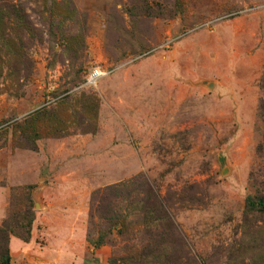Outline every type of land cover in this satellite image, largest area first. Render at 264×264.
Wrapping results in <instances>:
<instances>
[{
    "label": "rangeland",
    "instance_id": "374dc122",
    "mask_svg": "<svg viewBox=\"0 0 264 264\" xmlns=\"http://www.w3.org/2000/svg\"><path fill=\"white\" fill-rule=\"evenodd\" d=\"M261 107L264 0H0L10 264H264Z\"/></svg>",
    "mask_w": 264,
    "mask_h": 264
},
{
    "label": "trees",
    "instance_id": "16d2710c",
    "mask_svg": "<svg viewBox=\"0 0 264 264\" xmlns=\"http://www.w3.org/2000/svg\"><path fill=\"white\" fill-rule=\"evenodd\" d=\"M261 110H263V107H261ZM30 188V187H27ZM28 201V199H27ZM245 207L248 211L253 212H261L264 213V196H255V195H248L246 197V201H245ZM27 210V214L31 215L29 220L27 222H25L24 226L22 225L23 230V234L19 233L18 236L19 238H21L22 240H26L28 237V230H26V228L24 227H29L31 224V220H32V214L30 213V209L26 208ZM104 215H109V214H104ZM115 215V214H114ZM105 217V216H104ZM17 224V223H16ZM26 225V226H25ZM9 230L7 229L6 225H3L0 228V264H10V252H9V248H8V232ZM86 241H88V243L93 247H99L102 242H103V237L102 234H98V236L94 239H89L86 238ZM195 264H199L198 262H196Z\"/></svg>",
    "mask_w": 264,
    "mask_h": 264
},
{
    "label": "built area",
    "instance_id": "2783aa9c",
    "mask_svg": "<svg viewBox=\"0 0 264 264\" xmlns=\"http://www.w3.org/2000/svg\"><path fill=\"white\" fill-rule=\"evenodd\" d=\"M105 70L100 68L99 66H95L91 68L87 74L85 75L86 83L88 85L94 84L99 78H101L105 74Z\"/></svg>",
    "mask_w": 264,
    "mask_h": 264
},
{
    "label": "crops",
    "instance_id": "0c3cea01",
    "mask_svg": "<svg viewBox=\"0 0 264 264\" xmlns=\"http://www.w3.org/2000/svg\"><path fill=\"white\" fill-rule=\"evenodd\" d=\"M16 264V263H15Z\"/></svg>",
    "mask_w": 264,
    "mask_h": 264
}]
</instances>
